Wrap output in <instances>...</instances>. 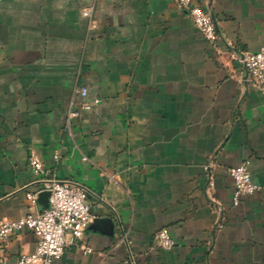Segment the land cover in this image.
I'll use <instances>...</instances> for the list:
<instances>
[{
    "label": "crops",
    "instance_id": "0c3cea01",
    "mask_svg": "<svg viewBox=\"0 0 264 264\" xmlns=\"http://www.w3.org/2000/svg\"><path fill=\"white\" fill-rule=\"evenodd\" d=\"M195 2L214 45L170 0H0V222L28 215L42 188L30 150L87 189L95 216L56 264H264V90L237 59L264 45V0ZM82 86L100 103L70 135ZM244 162L261 189L235 206L228 171ZM161 229L173 250L155 242ZM36 246L24 228L4 252Z\"/></svg>",
    "mask_w": 264,
    "mask_h": 264
},
{
    "label": "built area",
    "instance_id": "2783aa9c",
    "mask_svg": "<svg viewBox=\"0 0 264 264\" xmlns=\"http://www.w3.org/2000/svg\"><path fill=\"white\" fill-rule=\"evenodd\" d=\"M180 9L187 12L193 24L210 45L218 39V30L212 15L195 0H170ZM92 9H86L83 16L92 19ZM244 67L255 88L264 90V45L258 52H242L237 58ZM89 90L86 87H76L69 104L66 120V131L71 135L75 118L82 112L91 111L99 105L100 100L90 101ZM59 160V156H54ZM29 167L40 176L42 188L39 192H28L26 197L31 202V211L17 221L4 220L0 222V264H56L62 258L68 245L67 235L71 234L74 241L82 240L85 232L95 221L90 211L87 199V189L73 180H61L51 175L34 150H30ZM229 175L234 181L233 202L237 206L241 198L253 195L261 188L252 181L249 162L231 168ZM41 192L49 193V207L36 215L32 214ZM24 228L29 229L37 239L33 254H21L10 259L5 255L11 239ZM129 241L122 238L119 243ZM155 242L163 250H173L176 242L167 229H161L155 235ZM84 254L93 252L87 244L82 245Z\"/></svg>",
    "mask_w": 264,
    "mask_h": 264
},
{
    "label": "water",
    "instance_id": "95a60500",
    "mask_svg": "<svg viewBox=\"0 0 264 264\" xmlns=\"http://www.w3.org/2000/svg\"><path fill=\"white\" fill-rule=\"evenodd\" d=\"M40 198H41L43 204L48 208V207H49V202H48V200H49V193H48V192H43V193L41 194ZM96 224H97V225L103 224V225H105L106 227H107V226H110V227H111L112 220H110V219L97 220V221H96ZM91 225H92V224H91Z\"/></svg>",
    "mask_w": 264,
    "mask_h": 264
}]
</instances>
